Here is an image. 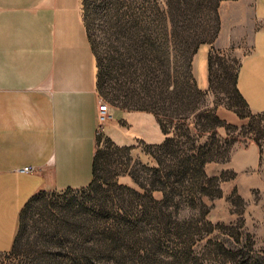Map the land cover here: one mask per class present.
<instances>
[{"label":"rangeland","instance_id":"obj_1","mask_svg":"<svg viewBox=\"0 0 264 264\" xmlns=\"http://www.w3.org/2000/svg\"><path fill=\"white\" fill-rule=\"evenodd\" d=\"M80 7L100 103L151 113L153 135L159 119L174 140L120 147L102 131L93 184L38 193L0 264H75L108 229L123 231L120 254L130 258L132 247L126 264H264V103L252 98L253 112L234 90L238 75L246 91L245 64L238 68L257 26L253 0ZM201 48L210 64L205 90L197 86L207 77ZM192 155L202 166L183 179L176 171ZM107 258L92 264H114Z\"/></svg>","mask_w":264,"mask_h":264},{"label":"crops","instance_id":"obj_2","mask_svg":"<svg viewBox=\"0 0 264 264\" xmlns=\"http://www.w3.org/2000/svg\"><path fill=\"white\" fill-rule=\"evenodd\" d=\"M253 4L257 26L238 68L245 64L246 91L237 89L255 112L260 107L251 99L264 103V0ZM201 49L207 77L205 82L197 77V86L205 90L208 50ZM101 99L80 0H0L1 254L12 250L31 197L85 188L92 181ZM110 110L104 136L120 147L159 144L167 136L159 127L153 135L151 113ZM24 167L33 171L23 172Z\"/></svg>","mask_w":264,"mask_h":264},{"label":"trees","instance_id":"obj_3","mask_svg":"<svg viewBox=\"0 0 264 264\" xmlns=\"http://www.w3.org/2000/svg\"><path fill=\"white\" fill-rule=\"evenodd\" d=\"M84 23H85V21H84ZM85 26L87 29L89 41H90L91 46H92L93 51H94L91 36L89 34V29H88V26L86 23H85ZM209 67H210V64H209V59H208V74H209ZM236 78H237V75H236ZM236 78L234 80V90H235L237 96L247 106L246 102L244 101V99L242 98V96L240 95V93L237 89ZM209 80H210V77L208 76V81ZM157 123L159 124L162 133H164L165 135H168L169 132L164 128V126L162 125V123L159 119H157ZM173 140H174L173 138L166 137L164 139V141L161 142V144L159 146H157V148H163V147L167 146L169 143H171ZM97 160H98V150L95 154V158H94V162H93V178H92V181L90 182V184L88 186H91L93 184L94 177H95L96 171H97ZM202 163H203V160L201 161V158H197V156L194 157V155H192V156L184 159L183 161H180L179 166H181V168H179L178 171H176V172H177L179 177L185 178L188 174V171L197 170L199 167L202 166ZM187 164H188V166H187ZM189 166L193 167V169L188 168ZM158 171H159L158 169H154V172H158ZM180 181H181V179H178V182L181 184L182 182H180ZM137 183H139V182H137ZM158 189L162 190L164 192L162 202H168L171 198L168 197V193L166 192V190H164V188H159V187H158ZM35 196H37V194ZM35 196L31 197L27 201V203L24 205L22 212H21V215H20L19 227H20V223H21L22 213L25 211V209H27L29 207V205L31 204V202L35 198ZM118 223H121V221H118ZM107 231L108 232L105 231L103 233V236L100 239V242H99V240H95V241H93V243L91 242L90 247H85L86 250L84 252V255L83 256L81 255L82 260L81 259L78 260L75 264H81V261L86 262V264L99 263L103 259H105V260L108 259L107 258L108 256L111 257L113 259V261H115L114 264H126V262L132 258L133 253H134L132 251V247L129 249V252L131 255L130 258L128 256L124 255L123 253L120 254L121 253V247L123 246L122 240H121L122 239L121 235H122L123 231L120 229L113 230V231L111 229H108ZM16 238H17V235H16ZM16 238H15L13 248H14L15 243H16ZM13 248H12V250H13ZM81 249H84V248H81ZM12 250L9 253H11ZM117 254H119V255H117Z\"/></svg>","mask_w":264,"mask_h":264},{"label":"built area","instance_id":"obj_4","mask_svg":"<svg viewBox=\"0 0 264 264\" xmlns=\"http://www.w3.org/2000/svg\"><path fill=\"white\" fill-rule=\"evenodd\" d=\"M112 118V113L109 105L106 102H102L98 105L97 108V136L104 131V126L107 122H109ZM23 172H31L33 171L32 167H24L22 168Z\"/></svg>","mask_w":264,"mask_h":264}]
</instances>
